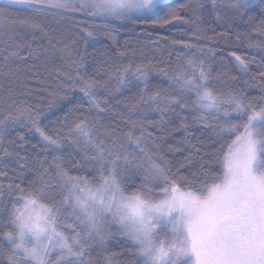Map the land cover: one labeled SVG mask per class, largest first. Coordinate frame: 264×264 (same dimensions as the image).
Returning a JSON list of instances; mask_svg holds the SVG:
<instances>
[{"label":"snow or ice","instance_id":"6c2138e0","mask_svg":"<svg viewBox=\"0 0 264 264\" xmlns=\"http://www.w3.org/2000/svg\"><path fill=\"white\" fill-rule=\"evenodd\" d=\"M206 2L0 0V264H264V67L232 51L236 73L217 70L199 26L159 61L117 45L133 25L199 21ZM210 5L216 20L252 24L248 47L264 51V0ZM53 23L71 37L52 35ZM101 33L116 50L90 70L80 41ZM50 60L60 62L53 82L42 78ZM27 81L46 85V105L21 99L34 94ZM185 147L183 160L168 159Z\"/></svg>","mask_w":264,"mask_h":264},{"label":"trees","instance_id":"16d2710c","mask_svg":"<svg viewBox=\"0 0 264 264\" xmlns=\"http://www.w3.org/2000/svg\"><path fill=\"white\" fill-rule=\"evenodd\" d=\"M172 3L184 2V0H171ZM210 0L206 2V8L203 14V18L199 21H195L191 14H187L190 20H193V23H183L176 22L174 25H167L164 28L156 27L151 24L144 25H133L135 31L131 30H121L118 33H115L117 45L121 48L127 47L129 52L131 53L133 50L137 52V55L134 59L139 62L141 59H154L159 61L162 55H165L168 51H173L175 54L176 51H182V45L176 44L173 45L171 43L172 40H185L190 41L193 39L192 33L196 30V27L199 26L201 28V34L205 36H211L212 39H204L199 41L201 45L205 47V51L207 48L211 47L215 49V55L211 58L215 63L213 67L217 70H229L236 73L235 68V60L232 56H230V52L235 51L237 54L244 56L245 59L250 61L249 67L253 72H258L261 67L264 65L261 64L262 59H264V51H261L259 47L249 48L248 44L250 39L254 40V34L250 31L252 24L243 22V21H233L230 19L216 20L213 15L210 14L209 8ZM259 21L257 20L256 23ZM50 27L56 28L58 31L52 33L54 36L67 35L71 37V32L68 30V25L66 24H51ZM147 29V31H145ZM206 30V31H205ZM151 33L149 35L148 33ZM226 32V36L217 35V33ZM39 35V34H38ZM161 37H166V39H160ZM154 40H159V45L153 43ZM41 43L47 44V40L40 41ZM81 47V55H85L88 61V67L91 68L96 64L98 59H103L101 53L109 52L115 53V46H113L112 41L105 37V35L98 34L95 39L88 40L86 46L83 41H80ZM86 47V51H85ZM140 50H143L144 56L141 57L139 55ZM117 60H127L129 57H114ZM59 67V60H50L49 61V70L44 71L43 79H46L49 82H53V76L50 74L51 67ZM30 75V74H29ZM150 82L154 86L167 88L169 86V81L162 75L153 74L150 77ZM29 88L34 90V94L31 96L21 97V99H27L32 102H38L43 105H46L47 101L43 99H37L38 97L42 98L46 96L45 92L39 91L40 87H45L46 85H36L34 81L26 82ZM251 83H256L255 81H251ZM0 85L2 87H9L8 84H5L3 81H0ZM11 87H16V85H11ZM241 87L246 88V93L249 98L259 97L261 94L259 87H246L241 85ZM21 89L17 87V92ZM27 91L28 89H24ZM139 89H125L123 94L121 95V99L132 98ZM72 99L66 100L63 102L62 106L51 111L44 119L45 123H50L51 121H55L58 116H60L64 111L67 110L68 107L72 106L74 101L79 98V93H72ZM155 115V114H153ZM16 131L24 133L26 131L25 128L21 126H14ZM196 135L200 137L201 140H204L205 137L201 136V130H194ZM182 138V134L177 132L174 133V138L169 137L168 143L176 144V142ZM33 142H35V138H33ZM206 147L215 150L218 145L214 144L210 141H206ZM167 151V148H165ZM189 151L187 147H185L184 152H171L167 151L168 159L172 160L174 158H179L183 160L184 155ZM188 168H193V165H188L187 168L182 169V172H187ZM115 250H119V244L113 245Z\"/></svg>","mask_w":264,"mask_h":264}]
</instances>
